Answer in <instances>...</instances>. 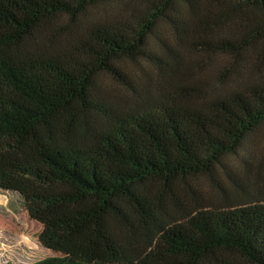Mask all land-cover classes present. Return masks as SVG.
<instances>
[{
	"label": "trees",
	"instance_id": "trees-1",
	"mask_svg": "<svg viewBox=\"0 0 264 264\" xmlns=\"http://www.w3.org/2000/svg\"><path fill=\"white\" fill-rule=\"evenodd\" d=\"M162 25L229 86L189 83ZM129 63L165 77L121 104ZM262 126L264 0H0V193L42 226L31 264H264L261 176L197 193Z\"/></svg>",
	"mask_w": 264,
	"mask_h": 264
},
{
	"label": "rangeland",
	"instance_id": "rangeland-1",
	"mask_svg": "<svg viewBox=\"0 0 264 264\" xmlns=\"http://www.w3.org/2000/svg\"><path fill=\"white\" fill-rule=\"evenodd\" d=\"M113 4L111 2L100 5L91 10L89 15L99 19L110 18L116 11ZM155 36L168 45L176 46L180 50L173 51L177 57L182 56L183 59L192 63L185 73L189 83L195 85L200 83V87L211 94H216L229 86L226 85L225 79L212 73L213 69L216 70L219 67L216 62L218 63L220 58H217L216 62L215 59L198 58L190 48L181 45V41L165 25L161 26ZM62 41L63 36H57L54 45ZM179 45L185 49L180 48ZM126 76L128 85L109 79L103 80L106 91L121 104H129L134 95L132 89L140 91L149 86L153 92L158 93L154 87H160L159 85L163 84L162 79L165 74L149 63L142 65L129 63ZM224 166L225 169L221 170L217 176V183H210L207 180L199 181L200 189H197L199 196L218 201L221 198L219 187L232 189L233 182L241 184L246 176L254 177L256 174L261 176V183L264 186V126L247 141L246 151L241 153L240 157L228 156ZM41 231L42 226L29 217L20 199H11L0 193V264H31L50 256L39 242Z\"/></svg>",
	"mask_w": 264,
	"mask_h": 264
}]
</instances>
